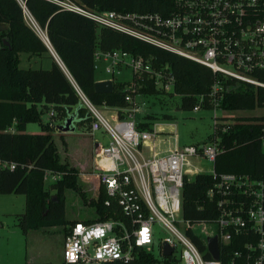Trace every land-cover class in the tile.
I'll return each mask as SVG.
<instances>
[{"label":"built area","instance_id":"2783aa9c","mask_svg":"<svg viewBox=\"0 0 264 264\" xmlns=\"http://www.w3.org/2000/svg\"><path fill=\"white\" fill-rule=\"evenodd\" d=\"M14 1L25 25L51 51L52 58L68 77L90 118V133L99 131L107 136L106 144L94 143L92 174L108 197L103 204L108 206L113 200L124 218L72 222L64 234L58 264L112 261L131 264L135 249L151 252L155 225L169 234L159 241L160 259L170 257L176 264H221L219 247L229 243L235 245L229 252V264H264V177L215 174L211 166L207 173L212 182L205 195L214 201L217 216L190 223L180 215L181 187L191 166L190 158H205L212 164L221 148L216 135L212 141L200 146H178L174 124L173 131L166 133L167 136L164 131L139 127L135 116L140 110L139 99L145 96L138 92L144 86V79L150 80L159 94L177 96L173 93L174 78L168 65H153L150 56L119 48L96 49L93 69L100 62L106 74V78L97 81L110 80L112 85L121 83L127 91L124 96L127 105L116 108L108 120L67 75L51 50L45 32L25 7V0ZM44 1L58 10L79 14L93 21L98 28L113 30L208 68L213 77L207 99L213 114L214 110H219L218 101L227 89L225 81L260 90V105L254 109L264 110V0H172V9L167 15L97 10L78 0ZM125 70L130 72L128 81L116 79L115 75ZM202 99L197 96L193 111L202 108ZM253 115L264 117V113ZM52 116L50 110L47 123L56 129ZM216 118H212L213 132L221 124ZM235 118L229 115V124H233ZM259 145L264 152V120ZM0 167L13 170L16 163L0 160ZM48 176L54 180L58 177L44 171L43 179ZM184 229L200 239L204 252L185 235ZM213 236L218 246L216 259L209 255L206 247V238ZM163 244L171 248L168 256L161 254Z\"/></svg>","mask_w":264,"mask_h":264},{"label":"trees","instance_id":"16d2710c","mask_svg":"<svg viewBox=\"0 0 264 264\" xmlns=\"http://www.w3.org/2000/svg\"><path fill=\"white\" fill-rule=\"evenodd\" d=\"M78 1L97 10L167 15L172 9V0ZM25 7L45 32L51 50L67 75L93 105L115 108L127 105L124 101L127 91L121 83H115L107 94L93 91V52L96 49L106 51L119 48L150 56L153 65L167 64L173 74V93L178 96L180 109L191 110L197 96L203 98L202 108L211 109L207 93L213 76L203 65L113 30L98 28L93 21L74 12L58 10L44 0H25ZM20 53L28 57H46L50 60L49 67H20ZM224 84L227 89L217 104L220 110L250 111L260 105V90L254 91L235 82L225 81ZM138 92L144 95L158 93L152 82L145 79L144 86ZM47 109L53 112L51 119L60 116L59 124L72 115V122H87L89 125L87 111L80 104L68 77L52 58L48 48L25 25L16 2L0 0V160L16 163L13 170L0 167V194L23 195V212L17 218L23 233L28 229L66 225L64 192L69 189L79 192L76 186L77 170L59 161L48 123H40V114ZM263 120L264 117L255 115L236 116L233 124L221 122L208 136L209 141H212L213 135H216L221 148L212 163L215 174H247L255 179L264 177V152L259 145ZM31 122L40 124L41 133L24 131L25 125ZM10 128L12 131H9ZM46 170L58 176L48 188L44 186L43 179ZM211 182L209 173H197L192 179L183 178L180 193V215L183 220L191 223L217 216L214 201L205 195ZM48 189L54 193L49 194ZM100 190L96 199L90 201L97 215L81 221L92 222L109 217L124 219L113 200L108 206L103 204L108 197L102 187ZM184 233L204 252V245L198 237L188 229H184ZM234 248L235 245L229 243L220 245L221 264H229V252ZM203 255L208 257L205 253ZM105 264L122 263L112 261ZM131 264L176 263L170 257L157 259L150 252L137 248Z\"/></svg>","mask_w":264,"mask_h":264},{"label":"rangeland","instance_id":"374dc122","mask_svg":"<svg viewBox=\"0 0 264 264\" xmlns=\"http://www.w3.org/2000/svg\"><path fill=\"white\" fill-rule=\"evenodd\" d=\"M20 56H22V53L19 54ZM22 64L23 62L19 66L24 67ZM97 65L93 73L94 79L106 78V74L101 68L102 63L98 62ZM115 77L118 80H127L130 78V72L128 70L121 71ZM140 99V110L135 116L139 127L142 124L140 128H154L158 131H164V135L167 136L166 133L173 131L172 125L174 124L178 146L190 144L200 146L209 142L208 136L213 133V116L222 119L216 118L217 122H229V115L236 117L264 113L262 109L230 112V114L229 111L220 109L214 110V114L212 109L182 110L179 108L178 96L159 93L145 94ZM96 108L107 119L114 111L116 112L115 107L102 104L96 105ZM49 111L50 109L43 110L40 114V123L47 122ZM59 117V115L56 117L57 119L53 117L55 125L59 124ZM109 123L112 124L110 121ZM71 126L73 131L68 133H60L53 127H49L59 161L77 170L76 186L79 192L71 189L64 192L66 225L28 229L23 233L17 219L19 214L23 212V195L0 194V264H24L26 255L34 256L37 251L43 250V246H45L46 261L44 260L42 264H58L60 262L62 241L67 228L71 224L70 221L92 219L97 215L93 205H90V201L96 199L101 187L94 174H92V153L95 141L106 144L108 138L99 131H95L93 134L90 133L87 122L82 124L72 122ZM24 131L26 133H41L40 124L38 122L27 123ZM190 163L191 166L188 167L185 174L186 179H192L198 173L194 168L207 173L212 166L205 158H190ZM80 173L84 175L81 176ZM53 181V177L48 176L44 180V186L48 188ZM48 192L51 195L54 193L51 189H48ZM154 229V240L150 253L155 258L160 259L159 241L169 234L157 225L154 226Z\"/></svg>","mask_w":264,"mask_h":264},{"label":"water","instance_id":"95a60500","mask_svg":"<svg viewBox=\"0 0 264 264\" xmlns=\"http://www.w3.org/2000/svg\"><path fill=\"white\" fill-rule=\"evenodd\" d=\"M5 45H8V44L5 42ZM51 55L54 58V55L53 54ZM112 89H113V85L110 80H100V81L93 82V91L95 93L107 94V93H110ZM72 118H73L72 115L67 116L63 120V122L56 125L55 127L56 130L59 131L60 133L73 131V127L71 126ZM206 247H207V252L209 253V255L212 258L216 259L218 257V246H217V241H216L215 236L206 238ZM170 253H171V248L163 244L161 254L163 256H168Z\"/></svg>","mask_w":264,"mask_h":264},{"label":"crops","instance_id":"0c3cea01","mask_svg":"<svg viewBox=\"0 0 264 264\" xmlns=\"http://www.w3.org/2000/svg\"><path fill=\"white\" fill-rule=\"evenodd\" d=\"M19 64L23 62L24 67H42V68H48L50 60L46 57H36V56H26L22 54V56L19 57ZM99 80V79H98ZM97 81V80H95ZM173 128V126H172ZM56 130V129H55ZM68 133V132H65ZM23 202H24V197H23ZM45 246L42 247L43 250L37 251L36 254L33 255H26L24 264H42L43 261L46 259L45 258ZM46 261V260H45Z\"/></svg>","mask_w":264,"mask_h":264}]
</instances>
